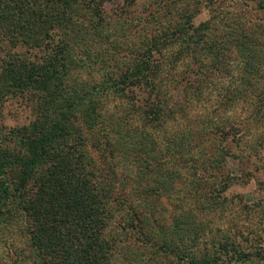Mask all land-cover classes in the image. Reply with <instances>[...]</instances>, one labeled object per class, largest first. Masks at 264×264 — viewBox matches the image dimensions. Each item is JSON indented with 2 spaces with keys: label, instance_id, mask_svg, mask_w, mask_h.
<instances>
[{
  "label": "trees",
  "instance_id": "16d2710c",
  "mask_svg": "<svg viewBox=\"0 0 264 264\" xmlns=\"http://www.w3.org/2000/svg\"><path fill=\"white\" fill-rule=\"evenodd\" d=\"M106 1L0 0V105L29 111L0 123V235L36 264L264 258L205 219L233 147L264 173V0Z\"/></svg>",
  "mask_w": 264,
  "mask_h": 264
},
{
  "label": "rangeland",
  "instance_id": "374dc122",
  "mask_svg": "<svg viewBox=\"0 0 264 264\" xmlns=\"http://www.w3.org/2000/svg\"><path fill=\"white\" fill-rule=\"evenodd\" d=\"M122 1L123 0H109L104 3V7L110 12L112 7H116L115 5H118L117 3L120 4ZM146 1L148 0H134V5L132 6L135 9L134 12L137 13ZM228 3H230L229 0H225L224 5L227 7ZM205 5H209V3H206ZM206 16L207 12L202 10L194 17L193 20L196 22L198 20L204 19ZM22 49L23 48H17L16 50ZM232 65V72L235 73L236 69L234 63H232ZM91 75L92 70L82 74L81 78L87 79ZM225 79V77L215 78L208 85V89L204 95L209 98V101L214 97L216 91L219 90L223 84H225ZM175 98L176 95L172 91L170 99L174 100ZM18 99L19 98H15L13 100L8 99L4 101L2 105H0L1 124L6 126H14L20 125L27 121L29 111L26 108H23V106H20V101ZM204 104L199 103L198 107L203 108L202 105ZM234 113L235 116H238L241 115L242 111L238 109ZM261 129L263 128L260 127V124H254V127L252 125L250 132H253L255 135H257ZM250 135L245 139L250 138ZM257 147L261 149V145H258ZM262 150L263 151L261 152L264 153V148ZM232 153H234L236 157L228 156L221 169L223 172H227L230 177H232L227 189L225 190L227 206H224L222 213L212 212L211 214L205 216V219L210 220L212 229H218L220 233L228 232L232 236L235 235L236 239L240 242V248H243L244 251L250 252L253 251V249H256V251L264 254V188L260 185L261 180L264 179V173L261 168V159H257L255 157L251 158V164L247 165L245 163L244 169H247L248 171L253 170V172H251V174H243L241 171V164L245 160L243 157L239 158V156L243 155L241 154V150L239 148L233 147ZM257 166L260 168L258 169ZM246 177L248 179H246ZM215 232L216 231H211L207 237L213 236ZM130 245L133 247L135 244ZM9 248H11L13 253L12 255H10V250H8L9 255L8 253H5V251ZM13 250L16 252V254L18 253L15 255L16 257H13L15 253ZM13 261L15 264H36L34 257L26 251V246L23 245L21 237L19 235L7 232L4 235H0V264L4 262L12 264ZM162 261L164 264H168L167 259L161 260V263ZM128 263L139 264V262L133 258L132 252H126L125 254V252L122 251L114 262V264ZM215 264H264V258L250 256L244 261L235 260L234 258L227 261L225 258H222L218 259Z\"/></svg>",
  "mask_w": 264,
  "mask_h": 264
}]
</instances>
